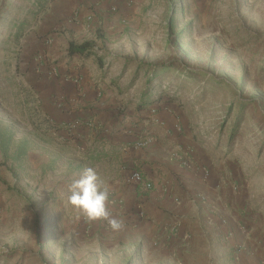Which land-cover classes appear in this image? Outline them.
Masks as SVG:
<instances>
[{"label": "rangeland", "instance_id": "374dc122", "mask_svg": "<svg viewBox=\"0 0 264 264\" xmlns=\"http://www.w3.org/2000/svg\"><path fill=\"white\" fill-rule=\"evenodd\" d=\"M80 72L76 100L62 92ZM94 83L106 112L141 124L154 108L185 144L172 176L201 209L192 239L115 232L67 202L93 166L72 116L95 112ZM0 126L29 143L20 162L0 149V264H264V0H0Z\"/></svg>", "mask_w": 264, "mask_h": 264}, {"label": "crops", "instance_id": "0c3cea01", "mask_svg": "<svg viewBox=\"0 0 264 264\" xmlns=\"http://www.w3.org/2000/svg\"><path fill=\"white\" fill-rule=\"evenodd\" d=\"M81 72L77 74L73 86L70 85L73 91H63L64 95L73 92L74 99L77 100L85 93L89 84H86L83 79L79 81V76H83ZM117 80L116 76H110L108 79L111 94L118 91L115 84ZM58 85L57 88L62 90L63 88ZM92 88H94L92 92L98 99L95 102L97 109L94 110L95 112L88 113L80 111L72 118L79 122L77 123L79 128L76 131L79 136L78 144L92 147L90 162L93 163L92 167L98 171L103 184L109 190L108 207L112 215L123 220L122 233L126 234L138 229L155 237L166 235L164 230L169 229L175 242L185 241L186 236H191L192 239V233L200 228L201 209L199 205L197 209L186 205L179 190L173 187L172 176V171L177 168L181 171L179 178L181 181L185 180L184 162L187 159L186 152L183 150L186 147L185 144L182 141L175 142V145L170 143L171 135L165 125L157 122V112L154 108L147 116L141 115V118L146 117L148 121L136 124L138 119L129 121L125 115L116 117L114 112H106L105 109L111 107L104 105L108 91L100 83H94ZM141 142L145 144L140 146ZM173 149L176 150L172 153L177 156L176 161H173L174 158L169 155ZM134 171H140L151 179L157 191L146 196L139 195L137 186L131 179ZM164 187L173 194L175 190L179 202L168 194L165 199H159L157 192H161ZM200 193L199 196L203 197ZM92 223L98 226V221ZM206 226L210 228V223L206 222Z\"/></svg>", "mask_w": 264, "mask_h": 264}, {"label": "clouds", "instance_id": "9594fccd", "mask_svg": "<svg viewBox=\"0 0 264 264\" xmlns=\"http://www.w3.org/2000/svg\"><path fill=\"white\" fill-rule=\"evenodd\" d=\"M68 190L67 202L86 220L106 221L115 232L123 229V220L114 217L108 207L109 190L95 168H86L78 179L72 181Z\"/></svg>", "mask_w": 264, "mask_h": 264}, {"label": "trees", "instance_id": "16d2710c", "mask_svg": "<svg viewBox=\"0 0 264 264\" xmlns=\"http://www.w3.org/2000/svg\"><path fill=\"white\" fill-rule=\"evenodd\" d=\"M92 48L93 44L90 42H85L81 45L70 43L69 55L71 57L89 56L92 52ZM14 137L15 134L11 129L0 126V149L3 156L6 161L13 158L15 161L20 162L26 157L29 151V143L28 141L23 140L16 145Z\"/></svg>", "mask_w": 264, "mask_h": 264}, {"label": "built area", "instance_id": "2783aa9c", "mask_svg": "<svg viewBox=\"0 0 264 264\" xmlns=\"http://www.w3.org/2000/svg\"><path fill=\"white\" fill-rule=\"evenodd\" d=\"M145 142L139 143L140 146H143ZM132 181L136 184L137 189L141 195H149L155 191V184L154 182L145 176L140 171L133 172L131 176Z\"/></svg>", "mask_w": 264, "mask_h": 264}]
</instances>
